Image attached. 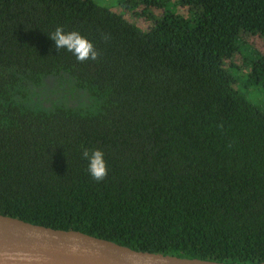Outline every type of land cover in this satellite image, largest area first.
Masks as SVG:
<instances>
[{
  "label": "trees",
  "instance_id": "trees-1",
  "mask_svg": "<svg viewBox=\"0 0 264 264\" xmlns=\"http://www.w3.org/2000/svg\"><path fill=\"white\" fill-rule=\"evenodd\" d=\"M166 1L0 0V214L264 262V0Z\"/></svg>",
  "mask_w": 264,
  "mask_h": 264
},
{
  "label": "water",
  "instance_id": "water-1",
  "mask_svg": "<svg viewBox=\"0 0 264 264\" xmlns=\"http://www.w3.org/2000/svg\"><path fill=\"white\" fill-rule=\"evenodd\" d=\"M19 256L27 264H76L86 256L98 264H264L213 260L133 249L74 229H58L0 214V264Z\"/></svg>",
  "mask_w": 264,
  "mask_h": 264
},
{
  "label": "rangeland",
  "instance_id": "rangeland-1",
  "mask_svg": "<svg viewBox=\"0 0 264 264\" xmlns=\"http://www.w3.org/2000/svg\"><path fill=\"white\" fill-rule=\"evenodd\" d=\"M129 1V2H128ZM130 1L131 0H93L98 6L104 7L110 11L117 12V10H125V17L128 20H132V14L130 13ZM175 0H168L165 3L167 8H172L173 2ZM129 11V12H128ZM180 14H184V10L179 9ZM135 21L138 26L143 30H148L149 26L142 19H136ZM252 46L261 54H264V39L258 38L257 36L249 37L245 40L244 49ZM243 49V47H240ZM241 55L243 58L249 56V51L241 50ZM230 75L232 76L235 82V88L237 91L248 101L252 106L259 110L264 115V82L261 83H250L248 75L249 73L241 70L240 68H232L229 70Z\"/></svg>",
  "mask_w": 264,
  "mask_h": 264
},
{
  "label": "bare ground",
  "instance_id": "bare-ground-1",
  "mask_svg": "<svg viewBox=\"0 0 264 264\" xmlns=\"http://www.w3.org/2000/svg\"><path fill=\"white\" fill-rule=\"evenodd\" d=\"M4 264H27V262L19 256H12L10 260H5ZM76 264H98L86 256L76 257Z\"/></svg>",
  "mask_w": 264,
  "mask_h": 264
}]
</instances>
